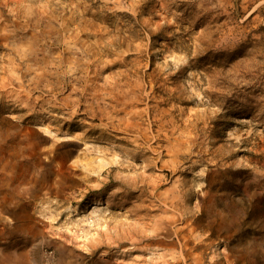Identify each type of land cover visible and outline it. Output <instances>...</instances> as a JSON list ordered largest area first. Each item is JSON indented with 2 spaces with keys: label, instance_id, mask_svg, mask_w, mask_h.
Instances as JSON below:
<instances>
[{
  "label": "rangeland",
  "instance_id": "rangeland-1",
  "mask_svg": "<svg viewBox=\"0 0 264 264\" xmlns=\"http://www.w3.org/2000/svg\"><path fill=\"white\" fill-rule=\"evenodd\" d=\"M0 264H264V0H0Z\"/></svg>",
  "mask_w": 264,
  "mask_h": 264
},
{
  "label": "bare ground",
  "instance_id": "bare-ground-1",
  "mask_svg": "<svg viewBox=\"0 0 264 264\" xmlns=\"http://www.w3.org/2000/svg\"><path fill=\"white\" fill-rule=\"evenodd\" d=\"M90 161V160H89ZM87 163V166H85V168L87 169L88 168V162ZM92 164V163H91ZM94 165H97L99 168H102L104 165H103V162L101 161H98L97 164H94ZM93 167V165H90L89 168Z\"/></svg>",
  "mask_w": 264,
  "mask_h": 264
}]
</instances>
